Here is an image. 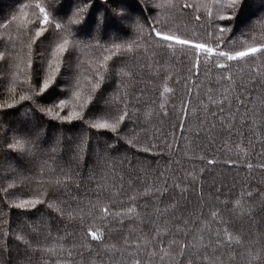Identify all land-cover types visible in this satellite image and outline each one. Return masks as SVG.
<instances>
[{"label":"trees","instance_id":"obj_1","mask_svg":"<svg viewBox=\"0 0 264 264\" xmlns=\"http://www.w3.org/2000/svg\"><path fill=\"white\" fill-rule=\"evenodd\" d=\"M231 2L0 0V52L5 56L0 60V264H131L133 256L141 264H207L202 245L210 242L209 234L214 243L218 230L224 238L225 229L241 243L220 248L219 264H264V87L249 84L264 81L253 71L264 72V54L226 62L227 69L202 64L193 75L194 50L174 45L173 55L150 35L149 25L159 21L157 28L214 44L209 33L227 26L231 30L223 34V50L264 44V0H239L235 9L226 7ZM37 4L53 25L63 27L40 25L43 14ZM218 15L233 19L221 21L214 18ZM40 27L48 31L36 37ZM64 39L67 50L54 56ZM128 45L132 51H124ZM105 56L110 57L107 62ZM29 63L32 69L51 64L50 73L60 64L58 95L20 100L32 94L26 82ZM104 63L109 71L93 94L95 69ZM229 74L234 84L223 79ZM165 86L173 91L162 94ZM100 93L105 98L118 95L128 104L119 135L40 111L53 98L66 99L63 116L79 111L94 95L91 108ZM187 101L185 118L181 106ZM88 112L84 110L85 116ZM221 118L230 132L221 128ZM37 132L31 161L8 147L14 136L34 137ZM81 138L86 148L77 157L71 149ZM9 184L13 187L5 192ZM29 199L44 202L26 210L10 206ZM61 201L70 205L71 218L48 207ZM213 211L218 213L215 220ZM90 230L102 239L92 240ZM182 245H187L183 255ZM160 249L168 252L163 260L151 255Z\"/></svg>","mask_w":264,"mask_h":264},{"label":"snow or ice","instance_id":"obj_2","mask_svg":"<svg viewBox=\"0 0 264 264\" xmlns=\"http://www.w3.org/2000/svg\"><path fill=\"white\" fill-rule=\"evenodd\" d=\"M84 3H87V0H83ZM239 0H232L231 3L227 4L226 7L235 9L238 5ZM36 7L39 8L40 12L43 14V19L40 20V25H52L56 29H61L63 26L60 23H55L53 25V22L49 18L48 12H46L45 8L41 7L39 4L36 5ZM169 7H175V8H193L194 5L190 3H184L183 5L179 4H169ZM83 10V9H81ZM209 18H213V13L211 11L208 12ZM215 19H219L221 21L223 20H232L233 17L230 15H218L214 17ZM196 21L200 20V16L197 15L195 17ZM75 22V21H73ZM159 21H156L155 24H159ZM154 25H149L151 28L150 35H154L157 39V45L161 48L170 49L172 50V54L176 55L177 49L174 48V45L180 46L181 49H191L194 50V56H193V62L191 64V67L189 68V72H191L193 75H198L200 72L201 65H207L209 62L214 63L215 67L220 69H227L229 65L226 62L229 61H242L246 60L247 58H253L255 59L257 57V54H264V44H259L258 46H248L245 47L243 50H223L222 44H223V34L230 31L231 29L227 26H217V33H209V37L214 41L213 43L210 42H196L191 39L187 38H181V36L176 35L174 33H171V30L165 31L163 28H157ZM140 31H143V27L140 26ZM48 31L47 28L40 27L38 31L35 32L36 37L43 36ZM171 33V34H170ZM35 41H33L34 43ZM67 39H64L63 43H59L56 45L55 50L53 51L54 56L62 55L67 50ZM31 47V45H29ZM117 48H121V45H116ZM124 51H132V45H128L124 48ZM213 58H217L213 60ZM219 58H223L225 63H221ZM5 59L4 53L0 52V60ZM110 59V57L105 56L104 61L107 62ZM52 65L48 64L47 66L41 64L39 67L32 69L31 63H29V69H31L29 73V78L26 81L29 85L31 95L27 96H20V100H33L35 101V97H40L45 93H48L49 96L55 97L58 95L55 93V88H59L60 85L56 83L57 75L60 72V64L57 63V66L53 72H49L48 69L51 68ZM103 69V71H101ZM109 69L106 66V63L99 64L97 68L95 69V76L97 77L96 81L92 83V93L95 94L98 89H100L101 84L106 79V73H108ZM253 71L257 72V75L264 77V72H261L259 68H254ZM128 75H131L130 73ZM223 79L227 80L230 85L234 84V81L232 79L231 74L226 75L223 77ZM249 84H259L261 87H264V81H249ZM51 90V91H50ZM173 90L167 86L164 87L163 93H171ZM189 92H191V89H189ZM77 98L79 97V93L74 94ZM211 99V97H209ZM227 99V96H225V100ZM94 100V95L89 96V102ZM236 100L243 105V100L238 95L236 97ZM89 102H85L83 104L79 105L80 110L79 111H71L68 112L65 115H61V112H63L68 107V101L66 99H55L53 98L52 104L50 107L47 108H41L40 111L43 112L45 115L52 116L54 119L60 120L62 122H68L71 123L73 121H81L85 123L88 128L94 129L97 131L107 130L112 133H116L119 135V132L121 130V124L125 121L126 117L128 116V104L126 103L123 98L119 97L118 95H114L109 98H105L103 93H100L99 98L95 99L94 105L89 108ZM213 103H220L222 105V102H217L215 100L212 101ZM190 101L182 102L181 106V112L183 116L186 118L189 112V105ZM8 107H12L13 105L9 104ZM163 107V105H161ZM207 107V106H205ZM89 109L88 115L85 116L84 110ZM220 111L223 112L224 108L223 106L220 107ZM239 111V109H237ZM212 116H216L215 112L211 113ZM253 115L255 113L253 112ZM247 116V113H246ZM255 121H253L254 123ZM203 123V121H201ZM183 127V125H181ZM213 128L216 127L215 124L212 125ZM221 128H227V130L230 132L231 127L224 124L223 119L221 118ZM40 133H35V136L33 137L31 134L24 136L22 139L13 137V142L8 145L10 149H15L19 153V157L21 159L29 160L35 158V152L34 148L36 145V141L39 139ZM86 140L84 138L80 139V142L76 144V147L74 149H71L77 157L80 153H82L86 148ZM128 143L132 144V141L129 140ZM133 147H135V144H133ZM56 149L53 148L50 151L54 152ZM143 151L147 152L149 151L148 148L142 149ZM209 164L214 163V161H208ZM264 167V166H262ZM13 171H15L13 169ZM70 179V177H68ZM57 185H60L62 182L57 180L55 182ZM2 187V186H0ZM13 187V185L9 184L7 188H3L5 192L8 191L9 188ZM177 187H179L177 185ZM185 191V190H182ZM249 196H251V192L248 193ZM44 201L40 199H29V200H21L19 203L12 202L11 207H14L16 209L26 210L28 208H34L37 204L42 203ZM240 201H237V204H239ZM60 205H63L61 207ZM48 207L54 209L58 213H60L62 216L65 215V212L69 218L72 217L73 211L70 208V205L67 203L61 201L58 203H48ZM171 207L175 208L176 204L171 205ZM101 211L106 215L109 214V210L107 207H104L101 209ZM159 211V209H157ZM129 212H131V209H129ZM218 216V213L213 211L211 213V217L213 220H215ZM249 219H251V215H249ZM184 225L187 226V221H183ZM177 231H182L181 229H177ZM186 234V233H185ZM88 235L91 236L92 240L94 241H100L102 239V236L97 233V231H89ZM210 235V242L207 244H203V260L207 261V264H219L218 255L220 248L224 247L225 245L229 248H231L232 244H240L241 240L239 237L233 236L232 233L228 232L227 229L224 230V238H221V234L219 230L215 233L216 240L215 242H211V234ZM157 236H159V232H157ZM2 238V237H0ZM27 243V241H25ZM172 243H175L173 241ZM113 249H115V245L111 246ZM140 245H137V248H139ZM187 247V245H182L180 254L183 255L184 248ZM153 256H159L161 260L164 259L165 256L168 255V252L164 249H160L159 252H153L151 253ZM131 264H141V259L138 256H133ZM191 264V262H190Z\"/></svg>","mask_w":264,"mask_h":264}]
</instances>
